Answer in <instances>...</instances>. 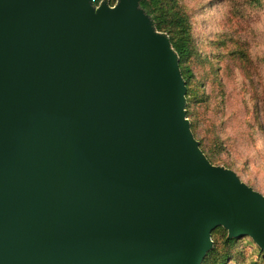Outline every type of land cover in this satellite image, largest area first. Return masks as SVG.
<instances>
[{
	"label": "water",
	"instance_id": "water-1",
	"mask_svg": "<svg viewBox=\"0 0 264 264\" xmlns=\"http://www.w3.org/2000/svg\"><path fill=\"white\" fill-rule=\"evenodd\" d=\"M140 0H0V264H200L264 250V196L211 164Z\"/></svg>",
	"mask_w": 264,
	"mask_h": 264
},
{
	"label": "rangeland",
	"instance_id": "rangeland-1",
	"mask_svg": "<svg viewBox=\"0 0 264 264\" xmlns=\"http://www.w3.org/2000/svg\"><path fill=\"white\" fill-rule=\"evenodd\" d=\"M177 3L190 27V130L214 153L213 165L233 170L264 196V0ZM215 229L200 264H264V250L251 237Z\"/></svg>",
	"mask_w": 264,
	"mask_h": 264
},
{
	"label": "trees",
	"instance_id": "trees-1",
	"mask_svg": "<svg viewBox=\"0 0 264 264\" xmlns=\"http://www.w3.org/2000/svg\"><path fill=\"white\" fill-rule=\"evenodd\" d=\"M101 1L102 0H93L94 6H97ZM106 1L108 5L113 6L117 0ZM139 5L153 20L155 29L167 35L172 49L179 57V70L186 85V97H189V77L186 74L188 69L184 65V59L189 53L191 43L190 27L187 15L181 11L177 0H140ZM186 108V114H191L189 106L186 105ZM199 147L208 161L213 164L216 160L214 153L210 151L201 141L199 142ZM216 229L218 230L223 228L217 227Z\"/></svg>",
	"mask_w": 264,
	"mask_h": 264
}]
</instances>
